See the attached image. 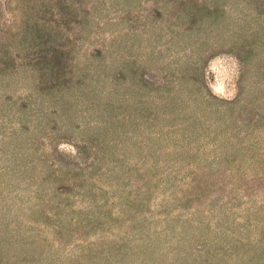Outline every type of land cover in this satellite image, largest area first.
Listing matches in <instances>:
<instances>
[{"label":"rangeland","instance_id":"374dc122","mask_svg":"<svg viewBox=\"0 0 264 264\" xmlns=\"http://www.w3.org/2000/svg\"><path fill=\"white\" fill-rule=\"evenodd\" d=\"M0 264H264V0H0Z\"/></svg>","mask_w":264,"mask_h":264}]
</instances>
